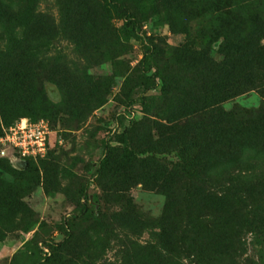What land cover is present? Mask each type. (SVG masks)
I'll list each match as a JSON object with an SVG mask.
<instances>
[{
  "label": "rangeland",
  "instance_id": "1",
  "mask_svg": "<svg viewBox=\"0 0 264 264\" xmlns=\"http://www.w3.org/2000/svg\"><path fill=\"white\" fill-rule=\"evenodd\" d=\"M117 1L130 17L106 14L94 0H0V64L7 68L12 58L24 73L14 81L0 78V109L13 114L1 121L0 112V264H136L135 250L165 246V232L187 206L192 223L196 216L206 220L207 226L194 225L198 248L217 241L210 232L224 215L217 201L187 203L161 182L152 187L156 163L168 169L199 165L182 151L180 138L157 145L162 132L155 126L186 119L172 122L192 78L174 50H206L221 62L222 30L230 38H263L262 0ZM124 29L128 39L119 33ZM163 66L176 71L174 97L166 91ZM261 106L253 90L195 118ZM20 121L47 128V149L35 159L22 157L4 138ZM146 143L168 151L139 154ZM212 165L218 182L246 190L251 167L218 156ZM230 170L229 181L224 175ZM254 196L260 212L264 188ZM244 241L252 264H264L253 235L246 233Z\"/></svg>",
  "mask_w": 264,
  "mask_h": 264
},
{
  "label": "trees",
  "instance_id": "2",
  "mask_svg": "<svg viewBox=\"0 0 264 264\" xmlns=\"http://www.w3.org/2000/svg\"><path fill=\"white\" fill-rule=\"evenodd\" d=\"M94 1L100 3L106 14L129 16L128 8L117 0ZM259 3L258 5L263 6V38H257L256 34L250 38H230L229 32L222 30L220 33L225 38L219 49L224 56L221 62L212 60L206 50L191 52L186 47L174 50V60L192 70V78H187L183 94L178 98L176 111L174 109L176 114L172 122L186 119L181 124L169 127L159 123L155 126L157 131L162 132L157 145L162 146V142L166 140L180 138L183 143L182 151L194 156L199 165L192 169H168L156 163L151 176L152 187L158 189L161 182L167 191H175V196L187 203L194 199L217 201L221 214L224 213L212 225L213 231H210L217 241L210 249L207 245L198 248V232H194V225L207 226L206 220L196 216L192 223L187 206L183 216L177 217L174 226L165 232V246H144L135 250L136 264H252L253 259L245 255L247 249L243 239L246 233L253 235L264 253V208L259 212L253 207L255 189L264 188V0ZM103 17L106 19L105 15ZM255 21L256 19L251 22ZM119 33L123 34V38L130 37L126 29ZM15 67L12 58L9 59L7 68L0 64V78L14 81L22 77L24 73ZM161 70L167 84L166 91L170 95L173 93L174 97L176 92L173 88L177 87L172 83V77L176 71L171 66H163ZM34 77L37 81L40 76L36 74ZM145 81L150 85L152 79L145 76ZM34 88L35 95H39V83ZM253 90L261 94L263 106L255 109L237 107L229 111L220 108L215 114L195 118L203 110ZM12 105L16 107L15 104ZM0 112L1 121L11 119L13 115L2 108ZM138 126L147 128L144 122H140ZM160 146L154 147L146 143L138 148V153L164 154L168 151ZM235 153L239 156L236 157ZM248 153L252 156L245 160L244 155ZM217 156L226 158L231 163L243 164V167H251L247 169L249 185L246 190L232 189L229 183L218 182L220 177L212 172V164ZM183 159L187 158L183 156ZM233 175L234 172L230 170L225 172L224 178L230 181ZM197 211L200 212L201 208ZM249 225L255 230L244 232ZM190 239L195 245L187 244Z\"/></svg>",
  "mask_w": 264,
  "mask_h": 264
},
{
  "label": "built area",
  "instance_id": "3",
  "mask_svg": "<svg viewBox=\"0 0 264 264\" xmlns=\"http://www.w3.org/2000/svg\"><path fill=\"white\" fill-rule=\"evenodd\" d=\"M5 140L24 158L35 159L47 149V128L43 122L26 124L20 121L6 132Z\"/></svg>",
  "mask_w": 264,
  "mask_h": 264
}]
</instances>
